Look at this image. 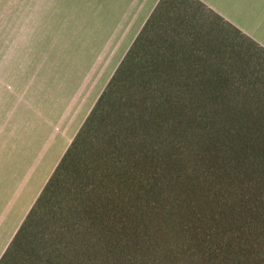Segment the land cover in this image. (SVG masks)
<instances>
[{"label":"trees","instance_id":"16d2710c","mask_svg":"<svg viewBox=\"0 0 264 264\" xmlns=\"http://www.w3.org/2000/svg\"><path fill=\"white\" fill-rule=\"evenodd\" d=\"M145 32L124 56L28 215L100 116L104 148L113 151L97 160L100 179L86 193L89 200L81 198L75 214L52 232L48 262L264 264V125L257 123L254 109L231 103L241 97L226 94L218 81L211 90L181 88L182 79L189 86L190 77L217 75L178 74L172 71L175 65L166 70L172 57L139 59ZM112 97L108 126L103 111Z\"/></svg>","mask_w":264,"mask_h":264},{"label":"rangeland","instance_id":"374dc122","mask_svg":"<svg viewBox=\"0 0 264 264\" xmlns=\"http://www.w3.org/2000/svg\"><path fill=\"white\" fill-rule=\"evenodd\" d=\"M71 5L70 1V10L74 9ZM65 9L57 5L47 15L22 13L20 18L6 14L5 45H0V85L21 87L18 97L22 108L15 112L22 134L36 132L33 138L37 150L43 148L54 166L51 176L124 58L120 60L118 51L114 53L115 42L108 40L112 32L109 19L91 13L92 0H84L75 13ZM12 22L20 25L14 35L12 29H7ZM141 39L139 59L172 57L171 64L166 62V70L175 65L172 71L178 74L217 75L190 77L189 86L182 79L181 88L211 90L218 81L226 94L233 92L241 97L231 103L254 109L257 123L264 125V54L213 14L191 5L167 8ZM188 65L190 68H185ZM13 70L19 71L18 76H13ZM131 72L132 69L126 71L128 75ZM28 87L31 93H26ZM11 100L6 97V102ZM111 101L103 111L108 126L113 123V97ZM100 119L95 117L91 127L83 132L81 137L88 138L79 144L28 217L35 204L29 210L15 237L28 221L24 230L16 241L14 237L9 254L0 264H50L47 244L52 232L75 214L81 198L82 202L89 200L86 193L94 185L97 187L100 179L97 160L113 151L104 148ZM24 124H29L30 130Z\"/></svg>","mask_w":264,"mask_h":264},{"label":"crops","instance_id":"0c3cea01","mask_svg":"<svg viewBox=\"0 0 264 264\" xmlns=\"http://www.w3.org/2000/svg\"><path fill=\"white\" fill-rule=\"evenodd\" d=\"M82 3L84 0H0V45H5L6 14L19 15L18 18L22 13L47 15L57 5L65 7L67 13H75ZM186 5L213 14L226 28L237 30L264 49V0H92L91 13L109 19L112 32L108 40L115 42L114 53L118 51L121 60L138 36L154 27L167 8ZM7 29H12L14 35L20 31L19 22H12ZM15 74L18 76L19 71L13 70L14 77ZM26 90L31 93L30 87ZM20 93L19 86L0 85V262L54 170L45 150H37L33 138L36 132L22 134L15 112L22 108ZM6 97L12 100L6 102ZM5 110L9 112L6 114ZM23 127L30 130L29 124Z\"/></svg>","mask_w":264,"mask_h":264}]
</instances>
